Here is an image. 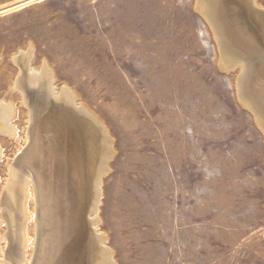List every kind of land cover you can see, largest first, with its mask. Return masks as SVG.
<instances>
[{"label": "rangeland", "instance_id": "374dc122", "mask_svg": "<svg viewBox=\"0 0 264 264\" xmlns=\"http://www.w3.org/2000/svg\"><path fill=\"white\" fill-rule=\"evenodd\" d=\"M196 4L0 0V93L33 50L114 139L99 217L116 264H264V137Z\"/></svg>", "mask_w": 264, "mask_h": 264}, {"label": "bare ground", "instance_id": "6f19581e", "mask_svg": "<svg viewBox=\"0 0 264 264\" xmlns=\"http://www.w3.org/2000/svg\"><path fill=\"white\" fill-rule=\"evenodd\" d=\"M258 2L197 0L196 8L210 26L219 68L233 76L239 104L264 137V6ZM32 51L14 56L19 74L0 93V142L12 143L10 150L0 143L6 173L0 176V264H116L99 217L114 139L76 89L56 86L53 69L31 67ZM47 124L59 133L48 170L52 190L39 168Z\"/></svg>", "mask_w": 264, "mask_h": 264}, {"label": "water", "instance_id": "95a60500", "mask_svg": "<svg viewBox=\"0 0 264 264\" xmlns=\"http://www.w3.org/2000/svg\"><path fill=\"white\" fill-rule=\"evenodd\" d=\"M42 131L46 132V134L44 135L46 141H44L45 142L44 153L40 152V156L38 154L39 168L41 169V172L43 174V178L41 176L40 180L42 179L41 181L43 182V184L45 182L44 186L46 185L47 190L48 187H51L52 190L54 186V179L51 180L49 178L50 174L48 170H50V168L55 164L56 157L59 153L58 152L59 133L57 132V130H52V128L48 124L47 126L43 127ZM46 262H48V260Z\"/></svg>", "mask_w": 264, "mask_h": 264}]
</instances>
